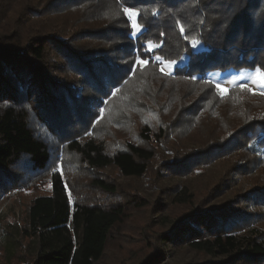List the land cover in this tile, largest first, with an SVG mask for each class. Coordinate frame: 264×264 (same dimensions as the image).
Instances as JSON below:
<instances>
[{
	"label": "trees",
	"instance_id": "16d2710c",
	"mask_svg": "<svg viewBox=\"0 0 264 264\" xmlns=\"http://www.w3.org/2000/svg\"><path fill=\"white\" fill-rule=\"evenodd\" d=\"M1 1L0 15L7 16L2 13ZM59 1L56 5H62L59 6L62 9L79 6L75 14H84L92 8L101 13L108 6L121 12L124 8L140 10L138 20L144 30L136 36L132 35V28L121 21L97 31L105 35L111 32L112 40L126 41L132 60L135 57L146 59L148 66L159 71L161 62L155 60L156 55L166 60L185 57V62L173 75L165 74L167 77L180 76L214 86V82L206 79L210 71L244 68L264 71V0ZM153 9L158 10L155 15ZM17 21L21 23L19 17ZM16 22L12 28L0 19V197L15 188L36 185L37 173L48 172L52 190L30 202L27 224L18 227V238L6 237V255L0 264H125L116 252L121 248L116 240L125 232L121 224L127 217L128 206L135 202L139 208L147 207L149 200L129 194L127 204L123 201L116 204L73 201L69 183L58 168L56 150L66 147L76 153L81 166L89 170L103 172L108 167H116L124 177L140 178L149 173L156 157L155 147L128 140L120 149L108 151L95 134L106 107L103 95L109 96L112 89V86L104 89L100 70L95 71L104 61L89 62L93 54L86 55L90 53L88 49L73 50L77 56L83 55L80 57L68 51V62L75 68L84 66V72L89 70L85 73L91 88L86 84L88 80H74L52 55L58 50L63 53L66 43L47 35L41 28L26 38L29 34L24 31L20 34ZM180 25L184 26V33L180 32ZM86 32L91 30L81 28L78 36H85ZM185 36L197 38L204 48L193 49ZM149 40L160 47L146 51ZM106 71L109 77L120 73L111 67ZM127 71L125 67L119 75L113 76L111 85H123ZM79 82L82 86H78ZM100 89H103L102 96ZM235 89L246 88L236 85L230 90ZM193 110L195 114L196 109ZM165 136L163 132L152 135L148 125L139 131L140 140L146 142H162ZM55 142L58 144L54 146ZM199 153L211 158L236 153L247 163L246 167L258 162L262 166L264 108L248 114L230 136L213 142L208 150L179 158L180 164L172 162L168 167L188 171V159L197 158ZM241 169L242 166L238 168ZM27 170L32 173L30 176ZM29 180L30 186H27ZM257 182L262 184L261 179ZM90 183L108 194L115 195L119 189L116 182L100 174ZM160 192L165 194L163 189ZM252 192L264 198V194H260L264 193L263 187L255 184ZM170 197V202L167 198L163 202L164 210H157L156 216L150 219L153 225L140 226L141 245L128 250L131 253L129 264H198L186 258L168 262L173 248L208 256L200 264L264 263V232L254 227L243 231L240 227L233 228L240 213L231 210L228 206L231 201L198 210L193 207L196 196L186 185L175 188ZM169 203L183 210L172 211ZM150 228H154L152 232H148ZM123 258L128 259L126 254Z\"/></svg>",
	"mask_w": 264,
	"mask_h": 264
},
{
	"label": "rangeland",
	"instance_id": "374dc122",
	"mask_svg": "<svg viewBox=\"0 0 264 264\" xmlns=\"http://www.w3.org/2000/svg\"><path fill=\"white\" fill-rule=\"evenodd\" d=\"M57 3L60 1L3 0L2 13L7 16L0 15V19L13 28L15 27L13 24L19 17L21 23L18 24L17 21L16 25L20 27V34L23 31L29 34L26 38L41 28L47 35L66 43L63 53L58 50L52 52V55L74 80H88L85 72L89 70L86 69L84 72V66L75 68L71 62H68L69 50L70 54L77 56L74 51L88 49L90 53L86 55L93 54L89 62L104 61L105 64L99 65L95 71L100 70L99 75L104 81V89L110 86L112 89L109 96L103 95L106 107L102 120L96 126L95 134L110 152L120 149L128 140H136L144 146H153L156 150V157L150 164L149 173L140 178L124 177L116 167H108L103 172L89 170L81 166L76 153L66 147L60 151L56 150L58 168L64 173L69 183L73 201L80 199L85 202L109 204L123 201L127 204L130 203L128 202L130 195L143 196L149 200L147 207L139 208L135 202L128 206L127 217L121 224L125 232H122L123 234L116 240L121 247L116 250L119 260H124L125 264L131 262L129 259L131 253H128V250L141 245L139 244L140 226L150 225V219L156 216L157 210H164L163 202L166 198L170 202V195L175 193V188L178 189L184 185L196 196L194 208L200 210L211 206H221L231 201L228 206L234 213H240L233 228L240 227L243 231L254 227L264 232V198H258V193L252 192L255 184L264 189V163L262 166L258 162L254 166L251 164L246 167L247 163L240 160L236 153L228 156L217 155L212 158L199 153L197 158L188 159L187 166L193 167L192 169L187 167L188 171L183 172L185 168L168 167V164L172 162L180 164L179 158H188L194 152L208 150L213 142L230 136L236 130V125H240L248 114L264 108V102H260L264 100V94H262L264 87L252 83L255 69L208 72L206 79L221 85L219 90L216 85H206L204 81H192L180 76L171 77L175 69L185 62V57L174 60L176 63L170 68L166 63H161L160 68H163V71L148 64L141 67L136 63L139 57L131 59L130 51L126 49V41L112 40L111 32L105 35L97 31L121 21L132 28L133 32V21L128 15L109 6L101 13L92 8L84 14H75L79 6L68 4L65 10L59 7L62 5H56ZM70 16L79 20L71 19ZM135 19L142 26L141 32H143L144 25L138 20V16ZM81 28H89L91 32H86L85 36H78ZM202 48L204 44L200 41L195 50ZM80 56L83 55L80 54L77 57ZM141 60L145 59L141 58ZM107 64L120 73L125 67L128 68V75L123 85L116 87L111 85L112 77L120 73L109 77L106 69L110 67ZM162 72L164 75L161 74ZM165 74L171 75L167 77ZM233 79L236 81L235 84L231 83ZM86 84L91 87L89 80ZM241 84L245 85L246 89L230 90L231 87ZM78 86H82V83L79 82ZM102 90H99L100 96H102ZM114 92L115 95H113ZM221 93L225 94L221 95ZM193 108L196 109L195 114ZM145 125L150 127V133L154 136L159 132L166 134L163 141L140 140L139 131ZM56 144L58 143L55 142L54 146ZM240 166L242 169L238 170ZM47 173H37L36 185L30 186L29 180L27 184L29 188H15L12 192L4 193L0 197V260L6 255V237L18 238V227L22 228L27 224L30 202L39 195L51 193L50 175ZM26 174L30 176L32 173L27 170ZM98 174L118 184L117 194L105 193L90 183L91 179ZM260 179L262 184L257 182ZM162 189L165 191L164 195L160 192ZM159 204H161L160 207L156 208ZM169 206L172 211L183 210V207L175 208L170 203ZM153 229L150 228L147 231L152 232ZM184 252L185 249L177 251L173 248L167 261L186 258L200 264L208 257L204 254ZM125 254L128 259L123 258Z\"/></svg>",
	"mask_w": 264,
	"mask_h": 264
},
{
	"label": "snow or ice",
	"instance_id": "6c2138e0",
	"mask_svg": "<svg viewBox=\"0 0 264 264\" xmlns=\"http://www.w3.org/2000/svg\"><path fill=\"white\" fill-rule=\"evenodd\" d=\"M152 11H153V14L155 15L158 10L153 9ZM123 13L128 15L132 19V21H133L132 27L134 29V31L132 32V35L136 36L137 33H140L141 30H142V26L140 24H138L136 22V19H135L137 16L141 15V11L138 10V9L124 8L123 9ZM180 32L181 33L185 32V28H184L183 25H180ZM184 38L186 40L190 39L191 46H192L193 49L197 48V46L200 44V41L197 38H195V37H191L190 38L188 36H185ZM159 47H160L159 44H154L151 40H149V41H147L146 51L152 52L154 49L159 48ZM154 58H155L156 61H160L161 63H166L169 68L176 63V61H174V60L164 61L162 59V57L159 56V55H156ZM136 63L139 64L141 67H143V66L147 65L149 63V61L146 60V59L145 60H141V59L137 58ZM161 71H163V68L161 69ZM193 79H195V78H193ZM235 82H236L235 79H233L231 81V83H233V84H235ZM252 83L257 84L260 87H264V71H262L259 68L255 69V77H253ZM216 87H217V90H219L221 85L217 84ZM240 87L244 88L245 85L241 84ZM248 90L252 91V89H248ZM224 94L225 93H221V95H224ZM262 94H264V93H262ZM113 95H115V92L113 93Z\"/></svg>",
	"mask_w": 264,
	"mask_h": 264
}]
</instances>
